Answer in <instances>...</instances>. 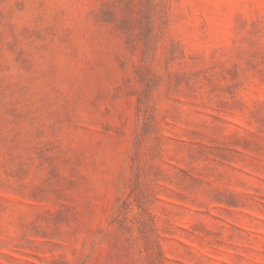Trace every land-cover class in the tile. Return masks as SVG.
<instances>
[{
	"label": "rangeland",
	"instance_id": "obj_1",
	"mask_svg": "<svg viewBox=\"0 0 264 264\" xmlns=\"http://www.w3.org/2000/svg\"><path fill=\"white\" fill-rule=\"evenodd\" d=\"M0 264H264V0H0Z\"/></svg>",
	"mask_w": 264,
	"mask_h": 264
}]
</instances>
